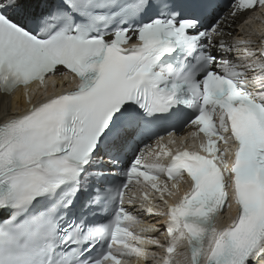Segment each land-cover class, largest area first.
<instances>
[{
  "label": "snow or ice",
  "instance_id": "snow-or-ice-1",
  "mask_svg": "<svg viewBox=\"0 0 264 264\" xmlns=\"http://www.w3.org/2000/svg\"><path fill=\"white\" fill-rule=\"evenodd\" d=\"M224 7L0 0V92L70 81L0 121V264H123L146 260L149 245L165 250L163 264H264V35L230 42L264 0ZM189 127L207 143L173 151ZM142 182L160 204L145 193L133 209ZM140 209L163 227L132 231Z\"/></svg>",
  "mask_w": 264,
  "mask_h": 264
},
{
  "label": "bare ground",
  "instance_id": "bare-ground-1",
  "mask_svg": "<svg viewBox=\"0 0 264 264\" xmlns=\"http://www.w3.org/2000/svg\"><path fill=\"white\" fill-rule=\"evenodd\" d=\"M238 20H241V17H239L236 22L232 25V31L234 32V28L237 25ZM258 23L254 24L255 27H257ZM21 98V94L18 93L17 96H5L0 94V121H2L4 118L8 117V115L10 114V110L12 108L13 105H15V102L19 101ZM153 195V193H152ZM150 195L149 198L153 201V203L155 202L153 196ZM236 212L232 211L231 214H229V211L226 213V217L224 220L228 219L231 215H234ZM218 223V221H217ZM227 226V224H226ZM178 253H186L185 250L182 249V247L178 250ZM183 255L177 254L174 259L176 260H183ZM140 259L137 258H132L130 259V262L132 264H139ZM159 264H163V261H160Z\"/></svg>",
  "mask_w": 264,
  "mask_h": 264
}]
</instances>
